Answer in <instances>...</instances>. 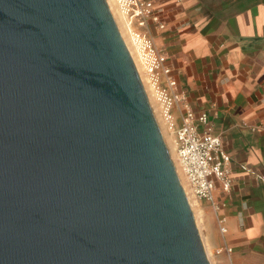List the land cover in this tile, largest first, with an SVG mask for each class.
Here are the masks:
<instances>
[{
    "label": "water",
    "instance_id": "water-1",
    "mask_svg": "<svg viewBox=\"0 0 264 264\" xmlns=\"http://www.w3.org/2000/svg\"><path fill=\"white\" fill-rule=\"evenodd\" d=\"M0 264H211L106 0H0Z\"/></svg>",
    "mask_w": 264,
    "mask_h": 264
},
{
    "label": "crops",
    "instance_id": "crops-1",
    "mask_svg": "<svg viewBox=\"0 0 264 264\" xmlns=\"http://www.w3.org/2000/svg\"><path fill=\"white\" fill-rule=\"evenodd\" d=\"M163 6L180 7L178 20L191 22L179 36L159 33L155 39L178 58L180 86L198 93L200 109L210 114L215 133L230 143L232 155L243 164L260 167L264 179V0H168ZM221 63L228 75L248 68L250 76L220 85L210 71ZM241 188L238 200L227 201L219 213L226 217L225 237L212 206L197 200L201 240L211 264H264V181L248 188L242 183ZM225 242L233 249L231 260L217 254Z\"/></svg>",
    "mask_w": 264,
    "mask_h": 264
},
{
    "label": "built area",
    "instance_id": "built-area-1",
    "mask_svg": "<svg viewBox=\"0 0 264 264\" xmlns=\"http://www.w3.org/2000/svg\"><path fill=\"white\" fill-rule=\"evenodd\" d=\"M166 2L168 0H113L129 44L138 59L140 70L135 65L138 74L144 76L162 117L167 118L171 125L178 167L196 200L208 202L212 206L220 234L225 237L228 233L226 217L219 213L227 207V201L238 200L242 183L247 188L256 187L258 180L264 179L259 175L260 167L245 165L232 155L230 143L215 133L210 114L200 109L202 106L201 99L197 98L198 93L180 86L175 64L178 58L157 45L155 39L159 33L179 36L185 27L191 25L188 20H178L183 13L180 7L165 9L163 5ZM222 61L225 59L222 58ZM227 70L221 63L210 72L220 85L240 75L250 76L248 68L233 71L231 75L227 74ZM262 101L264 93L260 94ZM250 176L254 179L251 180ZM244 207L249 209L246 204ZM232 252V247L225 242L217 254L225 253L231 260Z\"/></svg>",
    "mask_w": 264,
    "mask_h": 264
},
{
    "label": "rangeland",
    "instance_id": "rangeland-1",
    "mask_svg": "<svg viewBox=\"0 0 264 264\" xmlns=\"http://www.w3.org/2000/svg\"><path fill=\"white\" fill-rule=\"evenodd\" d=\"M107 2L110 5L111 11H112V13L114 15V18H115V20H117L118 26L120 27V29L122 31V35L125 37V40L127 42L128 39H127V36H126V30H125L124 24H122L121 18L118 15L117 9L114 7L113 0H107ZM127 47L129 49L130 53H132V56L134 58V61L136 62L138 70H140L139 63L137 61V58L135 57L134 51L132 50L129 42H127ZM141 76H142V74H141ZM143 77H141V78L143 80L144 87L146 88V91L148 93L149 102L152 105V108H153V111H154V115L156 117V120H158L160 129H161L162 135L164 136L165 141H168V144L170 145V147H172L171 149H172V152H173V149H174V140H173L174 139V135H173V131H171V125L168 122L167 118L162 117L161 109L158 106L157 102L154 100V98H153L152 94L150 93V91L148 90L146 81H145V79ZM174 154H175V151H174ZM174 157H175V155H174ZM175 161H176L177 166H178V162H177V158L176 157H175ZM181 174H182V177L184 179V184H185V186H187L188 191L191 192V197L193 198V202L195 203V205H194L195 207L192 210H193V213H194L195 220L197 222V226H198L199 232L201 233L200 235H201V239H202V231H201L202 228H201V223H200L201 219L199 218V211H200V206L198 205L199 202L196 200V198L194 197L192 191L189 189L187 181L185 179V176L183 175V173H181ZM204 246H205V242H204Z\"/></svg>",
    "mask_w": 264,
    "mask_h": 264
},
{
    "label": "bare ground",
    "instance_id": "bare-ground-1",
    "mask_svg": "<svg viewBox=\"0 0 264 264\" xmlns=\"http://www.w3.org/2000/svg\"><path fill=\"white\" fill-rule=\"evenodd\" d=\"M106 3H107V7L109 8V10H110V12H111V15H112V17H113V20H114V22H115V24L118 26V23H117V20H115V18H114V15H113V13H112V11H111V8H110V5L108 4V2H107V0H106ZM118 29H119V31H120V35H121V38H122V40L125 42V45H126V47H127V42H129L128 40H127V42H126V40H125V37L122 35V31H121V29H120V27L118 26ZM127 50L129 51V49H128V47H127ZM134 51V50H133ZM129 53H130V51H129ZM130 55H131V58L132 59H134L133 58V56H132V53H130ZM137 58V57H136ZM137 61H138V59H137ZM135 62V61H134ZM135 65H136V62H135ZM137 66V65H136ZM145 90H146V88H145ZM150 106L152 107V105H151V103H150ZM152 110H153V108H152ZM153 113H154V111H153ZM156 118V117H155ZM157 121V123H158V120H156ZM159 124V123H158ZM162 133V132H161ZM163 136V135H162ZM163 139H164V136H163ZM165 140V139H164ZM166 142V145H167V147H168V150H169V153H170V157H172V160H173V162H174V164H175V169H176V172H177V174L179 175V179H180V182H181V185H182V188H183V190H185V193H186V196H187V199H188V202H189V205H190V207H192V209H194V205H195V203L193 202V198L191 197V192L190 191H188V189H187V186H185V184H184V179H183V177H182V174H181V171H180V169L178 168V166H177V163H176V161H175V157H174V149H173V152H172V147H170V145L168 144V141H165ZM196 221V220H195ZM197 223V222H196ZM200 233V232H199ZM207 254V253H206ZM207 256H208V254H207Z\"/></svg>",
    "mask_w": 264,
    "mask_h": 264
}]
</instances>
